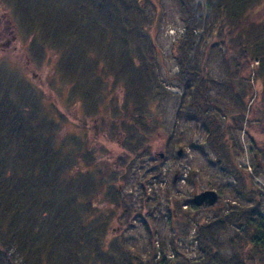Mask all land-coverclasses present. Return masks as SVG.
Masks as SVG:
<instances>
[{
    "label": "rangeland",
    "instance_id": "1",
    "mask_svg": "<svg viewBox=\"0 0 264 264\" xmlns=\"http://www.w3.org/2000/svg\"><path fill=\"white\" fill-rule=\"evenodd\" d=\"M26 1L34 8L21 19V0H0V264H205L199 224H209L202 234L217 262L230 264L241 248L251 251L249 264H264L241 238L247 226L260 225L261 234L249 230L258 242L264 234L262 63L242 55L239 28L220 17L221 2L188 0L193 11L183 14L179 0H106L132 42L119 37L107 48V35L98 36L109 32L91 26L93 47L82 40L72 51L98 15L78 8L71 39L57 42L46 33L69 24L82 1ZM240 15L264 24V6ZM182 65L201 75L226 155L249 177L243 195L202 126L184 115ZM118 187L116 210L107 198ZM204 191L217 194L215 205L194 207ZM255 203L251 224L244 214L228 217Z\"/></svg>",
    "mask_w": 264,
    "mask_h": 264
},
{
    "label": "trees",
    "instance_id": "2",
    "mask_svg": "<svg viewBox=\"0 0 264 264\" xmlns=\"http://www.w3.org/2000/svg\"><path fill=\"white\" fill-rule=\"evenodd\" d=\"M21 1H22V4H19V2H18V5L20 6V12H19L18 16L21 19H23V16H25L29 13V9H32L34 7H31L30 5H28V1H26V0H21ZM81 1H82V3H79L80 5H78L77 8H75V5H74V12L71 14V22L72 23L69 22V24H65V27L62 30H58V28L56 27V24H54L52 26V28H50L49 31L46 33V35L52 41L56 40L58 42V40H59L61 42L63 40H70L71 39L70 37L66 38L65 36H66V34L69 33V31H68L69 28L73 26V22L75 21V18L78 20V15H79L77 12L78 8H80V7L84 8L86 5V7L88 9L93 10L94 13H96L98 15L97 23H93L94 19L92 20L90 28L86 32L85 36L83 37V39L79 40L78 43H74L72 51H74L76 44H81L80 42L82 40H83L84 44L86 45V47H88V48L93 47L89 43L88 36H87L91 33V29H92L91 26H93V27L99 26L101 32H109V34H104V35L101 34L98 36V38L104 39V37L107 35L108 41L106 43L101 42L103 44V46H105L107 48L112 47L111 44L113 45L116 42H120L119 37H122L124 39V41H126V42H129V41L132 42L133 37H127L125 35L124 31L122 30L123 20L121 19V20L117 21V25H115V23H113V18H112L113 16H110V10L112 8L109 5V3H106L108 1L101 0L98 3L95 2L96 4H94V0H81ZM215 1L221 2V4H220L221 11L220 12H221L222 16H220V17L225 18L229 23H231L230 25H231L232 29L239 28L240 34L238 35V38L240 36L241 40L238 39V43L240 44V45H238V47L240 48L242 55L245 58H248L249 56H253L255 59H259L261 61L262 66H261V69L259 70V72H257V79H260V81L262 82L261 83V89H262V97H263L264 96V36H263L264 24L255 23V24L251 25L248 23V21H245L244 18L241 17L242 15H240V13H242V12L245 13L247 11V7H249V8L256 7L258 10L262 9L264 6V0H215ZM179 2L182 5V13L183 14L186 12L190 13V10H192V5L189 3L188 0H179ZM40 5H42V4H40ZM43 7L47 8V5L44 4ZM27 9H28V11H27ZM25 11H26V13H25ZM34 14L36 16H38V14H36L35 11H34ZM237 14H238V19L241 17L240 20H242L240 25L237 24ZM191 15H192V19H193V14L191 13ZM226 15H227V17H226ZM117 16H118L117 14L114 16L116 18V20H118ZM48 19H49L50 23H53L56 21V16H53L52 18L49 17ZM22 22L25 24L27 23V21L24 22V20H22ZM37 24H38V22L36 23V25ZM40 26L41 27H39L37 25V27H39L40 29H46L42 23L40 24ZM125 27H126V25H125ZM134 27H138V26H134ZM134 27H132L131 29H133ZM187 31H188V29H187ZM187 36L189 37V31L187 33ZM96 63H97V61H95L94 64H96ZM183 68H184V65H182V69L180 68V76L181 77L185 76L188 81L185 82L184 85H182V86L183 87L185 86V89L190 94V99L188 101V104H187L185 110L183 111L184 115L191 118L192 120H194L195 122H197L198 124H200L202 126V128L204 129V131L206 133L207 144L209 145L213 154L219 160L220 170L232 175V177L234 178L235 183H236L237 193H239L240 195H243L245 190H246L245 183L249 177L244 175L245 173H243V172L239 173V171H236L234 168V165L231 164L230 158L227 157V155H226V153H227L226 141H223L221 139V138H223V135L218 133L220 125L218 124L217 119L213 115L208 113V110L206 108V106H207V102L205 103L206 90H205V84L202 86L203 83L201 80V75L199 73H197L196 69H192L190 67H187V71L183 72ZM133 69L134 68H133V65L131 64V62H128L127 67H126V72H129V74L134 73ZM97 91H98V89H97ZM243 116H244V114L242 115V117ZM100 124L102 126L105 125L104 120H101L99 122V125ZM99 131H101V128ZM99 131H97V130L95 131L96 135L99 133ZM121 142L123 143L122 140H121ZM80 151H81V149H79V154L81 153ZM256 151L259 154L258 157L260 159L264 160V150L256 147ZM256 164L253 166L252 169H253V172L256 175H258L259 170L261 169V165L259 163L257 165ZM120 168H121V166L119 164H117V166H115L114 170L119 171ZM4 183L5 182H2V184H4ZM118 190H119V187L116 189L114 188V192L111 193L109 195V197L107 198L108 203L112 206V208L115 207L116 210H118V201L116 200L115 194L118 192ZM250 195H254V194L250 193ZM255 195H256V193H255ZM258 207H259V205L257 203H255L254 207L252 209H249V210L244 209L241 212H233V211L229 212L228 217L231 216L232 214H235V216H237V217H240L244 214L245 215L244 219L246 220V223L251 224L254 220V215L257 212ZM108 210H111V207H109ZM175 216H176V213H175ZM216 219H218L217 215L214 216L213 222H211L215 226H217ZM206 226H209V224H199L198 230H197V235H198L197 238L199 241L198 245H199L200 250H203V252H204L205 264H227L226 261H224L222 263L217 262L214 245L212 244L211 241H209L206 238L205 234H202V232H204V229L206 228ZM259 226L260 225H258V226H247L245 228V230L242 231L241 235H243V236L241 238L242 239L244 238L246 242L248 241V239L251 241V243L254 247L252 253H255V254L257 253V254L263 255L264 253H262V250H264V241H263L264 240V238H263L264 234H262L263 240L261 238L260 242H258L259 238H256V235L261 234L260 229L262 230V228H260ZM251 229L256 231V235H254L255 237L254 236L250 237L249 230H251ZM200 232H201V234H200ZM151 236H152V234H151ZM149 241H150V246L153 247V245H152L153 236L150 238ZM233 246H235V245H233ZM250 253H251V251L248 254H243L242 249L240 248L239 254H237V257L234 260L231 259L229 262H230V264H249L251 262L250 259L244 258V257H247ZM0 256H2V255H0ZM2 258L3 257H0V259H2Z\"/></svg>",
    "mask_w": 264,
    "mask_h": 264
},
{
    "label": "water",
    "instance_id": "3",
    "mask_svg": "<svg viewBox=\"0 0 264 264\" xmlns=\"http://www.w3.org/2000/svg\"><path fill=\"white\" fill-rule=\"evenodd\" d=\"M181 154H182V151L179 150L177 152V156L180 157ZM161 157H163L162 154H161ZM217 199H218V196L214 191H204V192H201L195 195L191 199V204L194 205L195 207H201V206L212 207L215 205Z\"/></svg>",
    "mask_w": 264,
    "mask_h": 264
}]
</instances>
